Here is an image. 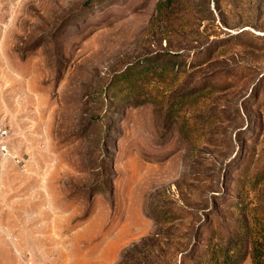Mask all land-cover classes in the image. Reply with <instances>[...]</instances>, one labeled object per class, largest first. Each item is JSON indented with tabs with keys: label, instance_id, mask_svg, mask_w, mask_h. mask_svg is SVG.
Here are the masks:
<instances>
[{
	"label": "rangeland",
	"instance_id": "rangeland-1",
	"mask_svg": "<svg viewBox=\"0 0 264 264\" xmlns=\"http://www.w3.org/2000/svg\"><path fill=\"white\" fill-rule=\"evenodd\" d=\"M0 124V264H264V0H0Z\"/></svg>",
	"mask_w": 264,
	"mask_h": 264
},
{
	"label": "built area",
	"instance_id": "built-area-1",
	"mask_svg": "<svg viewBox=\"0 0 264 264\" xmlns=\"http://www.w3.org/2000/svg\"><path fill=\"white\" fill-rule=\"evenodd\" d=\"M8 136L7 126L0 124V154L4 155L9 153L8 145L6 143V138Z\"/></svg>",
	"mask_w": 264,
	"mask_h": 264
},
{
	"label": "trees",
	"instance_id": "trees-1",
	"mask_svg": "<svg viewBox=\"0 0 264 264\" xmlns=\"http://www.w3.org/2000/svg\"><path fill=\"white\" fill-rule=\"evenodd\" d=\"M256 248H257L256 249L257 254H256V252H254V254L252 256L253 257L252 260H253L254 264H257L259 262V260H261L260 258L263 257L261 255V247H256ZM262 252H264V249H262ZM258 264H260V263H258Z\"/></svg>",
	"mask_w": 264,
	"mask_h": 264
}]
</instances>
